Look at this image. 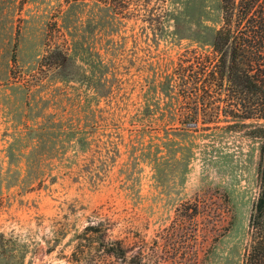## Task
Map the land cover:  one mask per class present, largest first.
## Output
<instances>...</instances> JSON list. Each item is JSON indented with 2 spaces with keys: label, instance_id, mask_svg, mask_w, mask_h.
I'll use <instances>...</instances> for the list:
<instances>
[{
  "label": "rangeland",
  "instance_id": "obj_1",
  "mask_svg": "<svg viewBox=\"0 0 264 264\" xmlns=\"http://www.w3.org/2000/svg\"><path fill=\"white\" fill-rule=\"evenodd\" d=\"M220 22V0H0V264H73L94 211L149 239L196 198L206 264H241L264 139L196 117L174 71Z\"/></svg>",
  "mask_w": 264,
  "mask_h": 264
},
{
  "label": "trees",
  "instance_id": "obj_2",
  "mask_svg": "<svg viewBox=\"0 0 264 264\" xmlns=\"http://www.w3.org/2000/svg\"><path fill=\"white\" fill-rule=\"evenodd\" d=\"M96 1L122 10L130 0ZM220 10L211 55L195 56L196 69L193 62H179L174 69L194 74L180 84L182 102L208 122L253 120L251 134L264 139V0H220ZM201 212L197 198L182 202L169 225L147 239L126 224L125 216L94 211L75 235L70 260L73 264H206L212 245L198 240ZM247 233L241 264H264V149Z\"/></svg>",
  "mask_w": 264,
  "mask_h": 264
}]
</instances>
